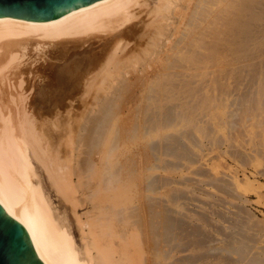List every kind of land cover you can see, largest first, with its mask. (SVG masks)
Here are the masks:
<instances>
[{"label": "bare ground", "instance_id": "1", "mask_svg": "<svg viewBox=\"0 0 264 264\" xmlns=\"http://www.w3.org/2000/svg\"><path fill=\"white\" fill-rule=\"evenodd\" d=\"M154 1L152 6V0H94L46 21L0 18V205L7 215L24 227L30 245L42 264H199L200 260L208 259V252L204 255L198 251L181 254V257L172 260V251L179 247L176 253L185 252L192 245L197 248L204 245L205 240H210L212 232L208 234L202 226L209 225L211 218L208 216L211 213H198L197 221L201 224L189 222L190 216L187 218L186 215L187 221L184 222L183 218L171 215L174 208L162 201L151 199L145 204L137 200V205L129 206V192L138 185H135L132 176L137 173L145 175L143 186L136 187L138 195L155 191L160 187L159 183L162 186L172 182L171 178L152 175L157 169L159 155L162 154L161 159L172 155V158L178 157L174 158L178 161L182 156L189 162L190 152L199 148L188 149L190 144L198 146L192 133L185 130L188 123L192 122V132L200 137H212L199 118L189 117L188 112L195 103L191 107L187 104L189 101L183 100L189 93L185 86L191 78L197 77V81L206 75L204 69L207 66L217 65L222 57L228 58L221 53L225 44L223 36L240 28L244 18L235 17H242L240 7L246 8L252 0ZM230 61L227 63L230 64ZM70 64L78 69L71 78L65 71ZM217 66L220 69L222 65ZM232 66L229 65L230 69ZM132 83L140 87L143 94L140 98L146 99V110L149 109L145 111L143 121L131 118L133 110H125L121 106V98ZM79 84L86 98H91V102L88 100L85 103L91 108H86L88 112L82 124L74 120L79 125L78 130H74V115L60 112L59 115L55 108L47 110L43 103L47 99L42 100V95L45 90L54 89L56 96L60 97L71 93L70 90L77 85L79 87ZM174 100L177 103L171 102ZM194 108L199 106L194 105ZM128 113L132 114L128 117ZM156 135L159 140L155 142L152 139ZM180 135L181 139L190 140L185 144L189 145L188 148L180 140ZM218 142L220 144L221 140ZM132 143L135 148L131 152ZM80 154L84 156L78 160ZM141 156H144L142 161L139 160ZM32 158L39 161L57 191L67 190L66 194L76 199L78 206L84 210L88 208L80 222L84 234L82 249L76 245L66 222L56 215ZM165 160L166 166L168 160ZM234 175L231 177L239 187L240 181L237 174ZM226 187L232 194L233 188L230 185ZM258 192L256 194L259 195ZM168 200L175 202L174 197ZM180 215L183 214L180 212ZM222 218L229 223L228 226L222 225L224 228L219 229L221 225L218 223L215 228L219 229L217 233L227 237V242L224 240V246L218 249V253L223 252V255L215 253L229 259L230 264H263L261 258L249 254L253 246L248 244L249 225L246 221L236 215ZM117 236L125 240L120 250L114 243ZM189 236L194 239L188 240Z\"/></svg>", "mask_w": 264, "mask_h": 264}, {"label": "rangeland", "instance_id": "2", "mask_svg": "<svg viewBox=\"0 0 264 264\" xmlns=\"http://www.w3.org/2000/svg\"><path fill=\"white\" fill-rule=\"evenodd\" d=\"M154 2L155 1L152 0V4H150V5H152V6L155 5V4H153ZM243 9H245L244 12H243ZM246 10H248V11L246 12ZM242 13H243V15H242ZM245 13H246V15H245ZM239 14L242 15V17L241 16L237 17V15H236L235 18H237V19H243L244 18V20H242L243 22L240 24V28L238 27L239 31H238V29H236L232 33H229V34L227 33L226 35L223 36V40H224L225 44L222 45V47H221V49H222L221 53L223 56H226L228 58L222 57L223 59L221 58V61H219L217 63V65L220 66V64H221L223 66V67L221 66L222 69L220 67H219L220 69H218V66L213 65V64L210 66H207V68L204 69V72H206L205 73L206 75L201 77L199 79L200 81L199 80L196 81L197 77H193L195 79L191 78V80H190L191 82H189L190 85H189V83H187L185 86L188 89L189 93H188V96H186V98L183 100H185V101L187 100V102L189 101L187 104L190 106L192 103H195V104H192L193 105V107L191 106L192 110L190 109V111H189L190 113L192 112L191 114H193L192 116H194V117L190 116L191 114H189V112H188L189 117H191L192 119L195 118V116H196V118H199L201 120V124L210 130V132L212 133V137L205 136L202 138L196 132H194V131L192 132V125L193 124H192V122H190V123H188L189 126L188 125L185 126V130L188 131V133H189V131H190V133H192L191 136L196 138V140L198 141V146H195V144L194 145L190 144V146L185 145L187 142L190 143V140L187 138L181 139L182 134L180 135V140H182V143H184V145L186 147L189 146V148L187 147L188 149H191V148L193 149V147L194 148L199 147L202 150L200 151L199 148H196V149H198V151L194 152L196 149L195 150L191 149L192 153L190 152L191 159L189 160V162H188V159H185V160L183 159L186 157L181 158L182 157L181 156V157H179L180 160L178 161V159H176V160L174 159V158H178V157L172 158L171 157L172 155L171 156L168 155V157L165 155L164 158L161 159L162 154L161 155L158 154L159 158H160L159 160H161V162L163 164H161L160 161L157 160V162H159V163L156 162L157 163V169L154 171L152 176H155V177H161L162 176V178H165V177L171 178V179H169L170 182L172 181L170 184H164L161 186V184L159 183L158 186H160V187L159 188L157 187L158 189L156 188L155 191L149 192V193L141 192V194L138 195V193L136 192V190H137L136 187L138 188V186H141V187L143 186V183H144L143 179L145 178V175L140 176L139 173H137V174L135 173L136 175H132L136 181L135 185H137V184L138 185L135 187V190L132 189L129 192L131 194L130 201L128 203L129 206L137 205L138 204L137 202L139 200H142V202H144L145 204L150 203L151 199L158 201V202L162 201V203L169 205L171 207V209L174 208V210H171L172 211L171 215L173 213V216L180 217L181 219L183 218L184 222H186L187 218L190 216L191 221L189 219V222H193L196 224L200 223L199 221H197V220H199L198 219L199 218L198 213L199 214L200 213H206V215H209L211 213L208 216L209 218H211V220H210L211 226H210V222H208L209 225H206V226L204 225V226H202V228L205 227L204 230L206 232L208 231V234H210L212 232L210 234L212 240L211 239L207 240V241L205 240L204 241L205 244L201 245V246H197V248H195L192 245V246H190L188 251L186 250L185 252L179 251V253L178 252L176 253V251L180 250V248L175 247L172 251V260L178 258L181 254H182L181 256H183L187 253H195V252L198 253V251H199V252H202V254H204V253L207 254V252H208V254H207L208 259L204 258L206 260H204V259L200 260L198 262L199 264H201V263L230 264L231 262L230 261H229L230 263L228 262L229 259H223V257H220L221 255H223V252L219 251L221 253H218V249L221 250V246L223 244H225L224 240L227 242V237L226 236L224 237L223 235L221 236L220 233H217L218 232L217 230L222 229L223 226H228V224H229L226 221L224 222L222 217H224L226 219L229 216L233 218V215H236L237 218H239L241 220H245L246 224L249 225L247 238L249 240L251 239V241L249 243V240H248V244L253 246V247H251L252 251L250 249L249 254L251 255L253 253L252 255L257 256V257L261 258L262 261H264V123H263L264 122V104H263V100H264V89H263V86H264V79H263L264 78V61H263L264 60V0H261V1L260 0H252V2H250L246 8H245V6H244V8L240 7V13ZM240 30L242 33L240 32ZM247 32H249V33H247ZM251 33H253V34H251ZM230 34H232L231 37H230ZM239 37H241V38H239ZM253 39H255V40H253ZM235 40L237 42H234ZM225 41H227V42H225ZM236 43L238 45H234ZM259 46H261V47H259ZM241 47H243V48H241ZM224 51H226V52H224ZM232 51H236V52H232ZM223 52H224V54L226 53V55H224ZM227 54H229V55L232 54V55L227 56ZM247 54H248V56H247ZM224 58L227 61L231 60L230 61L231 63L233 60L234 61L232 64L231 63L229 64V63H227V61ZM247 59L249 60V62ZM223 60H225L226 62H224ZM243 60H245V61H243ZM234 62H236V63H234ZM229 65L230 66L233 65L231 67L232 69H230ZM208 68H210V69H208ZM215 69L216 70L218 69V70L216 71ZM76 70L78 71V69H76V67H74L70 64L65 69L66 75L69 78H71L77 72ZM220 70H222V71L224 70V71L222 72ZM210 74L212 75V78L214 79L213 81L214 82L216 81L215 83L213 81H210L212 79L210 77L211 76ZM231 75L233 77H229ZM215 76H218V77L216 78ZM219 76H220V78H219ZM221 78H223V79H221ZM229 78H231V79H229ZM206 81H208V82H206ZM201 82H202V84H200ZM199 84H200V86H199ZM77 86L75 87L76 89L74 88V89L70 90V92L72 94L69 93V94H65V95H60V97H58V96H56L54 89H49V90L47 89V90H45L46 92L44 91V93L42 95V100L47 99L46 101H43V103L45 102L44 104L46 105L45 107L47 110H51V109L55 108L56 111H58L59 115H60V113H62L63 115H66L67 113L69 115L72 114V116L74 115V117H72V118H74L72 121L73 127L75 125L74 130H75V128H76V130H78V126L80 124H82L83 118L87 114L86 112H88V109H86V108H91L90 105H88V104L85 105V103H87L88 100L91 102V98L90 97L86 98V94L84 92H82L80 89L82 87L81 84H79V87H77ZM130 86H131V88L129 87L130 89L126 91L127 95L125 94V96H124L125 99L123 100L124 97L121 98V106H123V108L125 110H129V109H131V111L133 110L132 111L133 114L128 113V117L130 114H132V115H130L131 118L137 117L143 121V119L145 118L144 117L145 111L147 112V110H149V109L146 110V108H147L146 99L140 98L143 96V94L140 91V87H138L137 84L134 85V83H132ZM194 87H196V88L199 87V88L195 89ZM204 87H206L205 90H204ZM183 88H184V86H183ZM192 88H194L193 89L194 91L191 90ZM254 89H256V93H255ZM258 89H259V91H257ZM127 92L128 93L131 92V95H128ZM194 92H195V94H194ZM224 92H225V95H224ZM258 92H260V93L258 94ZM82 93H83V95H82ZM198 94H199L200 98L197 96ZM201 94L202 95L205 94V95L202 96ZM89 95H87V97ZM191 95H192V97H189ZM253 95H255L256 98ZM133 96H135V97H133ZM210 96H212V97H210ZM194 97H196L197 99ZM214 98H215V100H214ZM201 99H203V100H201ZM223 99H225V100H223ZM244 99H245V101H244ZM54 100H56V101H54ZM190 100H191V102H190ZM204 100H205V102H204ZM207 100L209 101V103L211 102L212 104L211 103L209 104L207 102ZM248 100H249V103H248ZM231 101L233 103H231ZM117 102H118V100H117ZM119 102H120V100H119ZM171 102L177 103V101H175V100L171 101ZM202 102L205 104V108H204V104ZM257 102H258V104H257ZM215 103H216V105H215ZM128 104H129V106H128ZM223 104H225V105H223ZM83 105L86 107H84ZM194 105H198L201 111L199 110V108L198 109L194 108ZM211 105H212V107L213 106L214 107L212 108ZM220 105H222V106H220ZM229 105H230V107H229ZM261 105H263V106H261ZM215 106L219 107V108H215ZM244 107H246V109ZM83 108H85V109H83ZM247 108L249 110L250 109L251 110L249 111ZM238 109H240V110H238ZM257 109H258V111H257ZM194 110H195V112L197 111V113H199V114L197 115L194 112ZM231 110H233V111H231ZM131 111H129V112H131ZM136 113H138V114H136ZM142 113H143V115H142ZM257 113H258V115H257ZM254 114H256V115H254ZM246 115H248L249 117ZM141 116H143V117H141ZM77 118H78V120H77ZM74 120L77 121L79 125ZM259 120H260V122H259ZM256 121H258V122H256ZM220 122H222L223 124ZM204 123L206 124V126ZM171 132L173 134L178 133V132L170 131V133ZM193 134H195V136H193ZM209 138H213V139L209 140ZM157 139L159 140L158 135H156L152 140L156 142ZM184 139L185 140L187 139L188 141L183 142ZM218 140L219 141L221 140L222 143L220 142V144H219ZM209 142H211V143H209ZM215 142H217V143L215 144ZM199 143L202 145H200ZM134 145L135 144L132 145L133 148L130 147L131 152L135 148ZM199 151H200V153L198 154ZM192 154H195L197 156H195V155L192 156ZM198 155L201 159H199ZM83 156L84 155L80 154L78 156V160L80 158L82 159ZM201 156H205V157H203L204 159ZM251 156H252V158H251ZM194 157H198V158L196 159ZM143 158H144V156L143 157L141 156L139 160L142 161ZM192 158H194L196 160V162L194 159H193L194 161H191ZM35 159L36 158H32V162H33V165L35 166L37 174L39 175V178L41 180V184H42V187L45 191L46 196L48 198L50 197L49 199L52 203V207H53L56 215L59 216V219L66 222V225H67L69 231L71 232L72 236L74 235L73 238L76 242V245L78 246V248L82 249L83 248V242H84V234H83V230L81 228L80 222H82V220L84 219V216H83L84 213L83 212H85L88 208H85V210H84V208H82L81 206H78V204H76L77 203L76 199H71L69 197V195L66 194L67 190H65L64 192H63V190L57 191V188L52 186L51 181L49 180L47 173H45L44 168L41 167L42 165L39 163L38 160H35ZM163 160H165V161L168 160L169 164L167 162H165L167 164L165 166ZM182 160H184V161H182ZM176 161L180 162V164H178ZM124 163H125V165H127V162L124 161ZM174 163H177L178 165L174 164ZM141 167H142V163L140 164V168H139L138 172L140 171ZM143 168H144V164H143ZM175 168H177V169H175ZM198 169L200 172L198 171ZM64 171H65V169H64ZM195 171H196V173H202V174H196ZM235 173L237 174V178L241 184L239 187H236V185H235V183L231 177ZM241 174H243V175H241ZM128 175H131V174H128ZM138 177H141L140 179H142V180H140ZM246 177L248 179H245ZM174 179H176V180H174ZM173 180H174V183H173ZM140 181H141V183H139ZM177 181H179V182L175 183ZM229 185H230V187L233 188L232 194H230L227 191V188L229 189V187H226V186H229ZM220 186H222V187H220ZM163 188H165V189H163ZM215 188L218 190H216ZM49 190H50V192H49ZM257 190L259 191L258 192L259 195L256 194ZM169 194H171V195H169ZM175 194L178 196L176 197ZM182 194H183V196H182ZM166 196H169V198H167ZM170 197L175 198L174 201L176 202L177 206L179 205L178 207L176 206V204H174L175 202L171 203V200L170 201L168 200V199H170ZM181 197H182V200L180 199ZM176 198L177 199L179 198V199L177 200ZM190 198H193V199H190ZM242 198H244V199H242ZM148 199H150V200H148ZM71 201L74 203L75 207H74L73 203H70ZM179 201H180V203H178ZM181 206H182V208L180 209ZM178 209H180V211H178ZM175 210H176V212H175ZM180 212L183 215H180ZM185 212H186V214H185ZM75 214L78 216H76ZM80 214H81V216H80ZM192 214L196 215V216H192L193 217L192 218L191 217ZM224 214H226V215L224 216ZM178 215H180V216H178ZM185 215L187 218L185 217ZM79 216L81 217V219H79L80 218ZM220 216H222V217H220ZM244 217L246 219H244ZM189 222H187V223H189ZM218 223L221 225V226H219L221 228L216 229L219 225ZM215 225H217L216 228H215ZM179 231H177V232L179 233ZM181 234H182V232H181ZM183 237L185 238V236H183ZM187 238H188V240L194 239L193 236H189ZM237 238H239V237L237 236ZM81 239L83 242L81 241ZM114 243L117 247V250H120V247L123 244H125V240L122 239L121 237L117 236L114 238ZM218 247H220V248H218ZM211 251L213 252L212 254H211ZM215 252L218 253V255L220 254V256H218ZM214 254H216V255L214 256ZM209 256L210 257L213 256V257L210 258ZM230 256H232V255H230ZM206 261H208V262H206ZM116 264H121V263L119 262ZM127 264H129V263H127Z\"/></svg>", "mask_w": 264, "mask_h": 264}, {"label": "water", "instance_id": "3", "mask_svg": "<svg viewBox=\"0 0 264 264\" xmlns=\"http://www.w3.org/2000/svg\"><path fill=\"white\" fill-rule=\"evenodd\" d=\"M94 0H0V18L46 21ZM0 264H42L24 227L0 205Z\"/></svg>", "mask_w": 264, "mask_h": 264}]
</instances>
